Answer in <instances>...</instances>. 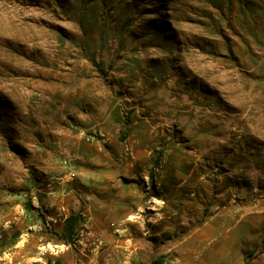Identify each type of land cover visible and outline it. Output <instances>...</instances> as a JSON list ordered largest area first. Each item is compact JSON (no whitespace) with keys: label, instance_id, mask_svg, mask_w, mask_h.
<instances>
[{"label":"rangeland","instance_id":"374dc122","mask_svg":"<svg viewBox=\"0 0 264 264\" xmlns=\"http://www.w3.org/2000/svg\"><path fill=\"white\" fill-rule=\"evenodd\" d=\"M61 199L101 264H264V0H0V264Z\"/></svg>","mask_w":264,"mask_h":264},{"label":"crops","instance_id":"0c3cea01","mask_svg":"<svg viewBox=\"0 0 264 264\" xmlns=\"http://www.w3.org/2000/svg\"><path fill=\"white\" fill-rule=\"evenodd\" d=\"M77 189L80 195V182H78ZM57 198L59 199L60 197ZM63 200L61 199V203H56L54 200L50 202V205L56 206V212L47 216V225H53L60 229L73 226L74 234L72 236L74 237V241H66L63 237H60L58 240L49 239L48 234L42 233L40 239L44 241L41 244L38 243L36 247L39 248L41 253L47 254L48 257L42 260V262H38L40 257H32L34 258V260L30 261L32 264H49L50 259L51 264H101L105 259H109L108 254L115 253L120 246L124 245L123 240L118 239L120 234L117 231L101 227L88 232L80 238V218L77 224L72 225V222L69 221L70 215L66 212L69 204H65ZM75 202H78V204H74H76L75 207L79 210L80 200H75ZM74 204L70 206L73 207ZM29 220L31 221L32 218H29ZM52 221L53 223H51ZM39 222H41V219L35 220L34 223L23 224L22 226L20 224V226L26 227L24 230L37 228L42 231L44 226Z\"/></svg>","mask_w":264,"mask_h":264},{"label":"trees","instance_id":"16d2710c","mask_svg":"<svg viewBox=\"0 0 264 264\" xmlns=\"http://www.w3.org/2000/svg\"><path fill=\"white\" fill-rule=\"evenodd\" d=\"M72 225H73V224H72ZM68 232H69L70 234H73V233H74V232H73V226L68 228ZM160 263H161V260H160V259H156V260L153 261L152 264H160ZM49 264H51V261L49 262Z\"/></svg>","mask_w":264,"mask_h":264}]
</instances>
